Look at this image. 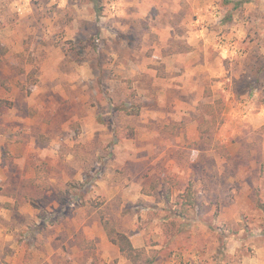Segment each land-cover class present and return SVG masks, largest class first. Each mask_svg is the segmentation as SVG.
Masks as SVG:
<instances>
[{
    "label": "rangeland",
    "instance_id": "374dc122",
    "mask_svg": "<svg viewBox=\"0 0 264 264\" xmlns=\"http://www.w3.org/2000/svg\"><path fill=\"white\" fill-rule=\"evenodd\" d=\"M0 264H264V0H0Z\"/></svg>",
    "mask_w": 264,
    "mask_h": 264
},
{
    "label": "trees",
    "instance_id": "16d2710c",
    "mask_svg": "<svg viewBox=\"0 0 264 264\" xmlns=\"http://www.w3.org/2000/svg\"><path fill=\"white\" fill-rule=\"evenodd\" d=\"M142 104L133 96L128 97L122 105L123 113L128 117H137L140 113ZM203 126H200L202 130ZM126 138H132L134 136L133 130L129 129L126 132ZM75 182L69 184L70 189L76 188ZM84 205V204H83ZM103 227L105 229L106 237L108 240L117 246L119 251L128 259H134L136 250L132 247L129 238L120 232H117L113 227L109 226L106 222L103 223Z\"/></svg>",
    "mask_w": 264,
    "mask_h": 264
}]
</instances>
